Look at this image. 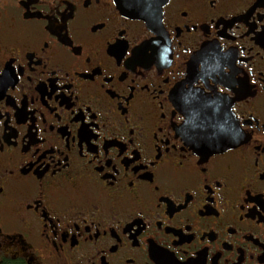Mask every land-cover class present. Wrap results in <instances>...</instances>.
Here are the masks:
<instances>
[{"label": "flooded vegetation", "instance_id": "1", "mask_svg": "<svg viewBox=\"0 0 264 264\" xmlns=\"http://www.w3.org/2000/svg\"><path fill=\"white\" fill-rule=\"evenodd\" d=\"M0 264H264V0H0Z\"/></svg>", "mask_w": 264, "mask_h": 264}, {"label": "water", "instance_id": "2", "mask_svg": "<svg viewBox=\"0 0 264 264\" xmlns=\"http://www.w3.org/2000/svg\"><path fill=\"white\" fill-rule=\"evenodd\" d=\"M127 10H129L127 8ZM196 111L201 117L202 136L214 140L220 151L228 149L238 142V129L234 124L232 105L226 104L219 96L194 92Z\"/></svg>", "mask_w": 264, "mask_h": 264}, {"label": "snow or ice", "instance_id": "3", "mask_svg": "<svg viewBox=\"0 0 264 264\" xmlns=\"http://www.w3.org/2000/svg\"><path fill=\"white\" fill-rule=\"evenodd\" d=\"M52 27H53V30H56L55 22H54V24L52 25Z\"/></svg>", "mask_w": 264, "mask_h": 264}]
</instances>
